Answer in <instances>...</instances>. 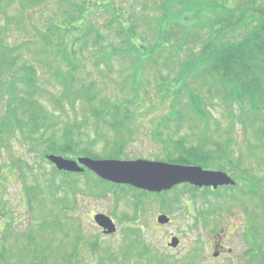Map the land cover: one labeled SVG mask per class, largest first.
<instances>
[{
	"label": "rangeland",
	"instance_id": "374dc122",
	"mask_svg": "<svg viewBox=\"0 0 264 264\" xmlns=\"http://www.w3.org/2000/svg\"><path fill=\"white\" fill-rule=\"evenodd\" d=\"M88 1L43 0L19 15L13 4L0 14V54L5 56L4 65L14 68H1L0 82L5 79L1 93L8 91V84L15 85L24 66H32L42 88L17 84L16 88L19 98L25 97L34 112L46 117L38 131L44 134L40 144L35 139L27 144L13 135L0 143V181L5 179L0 185V210L9 215L4 220L0 216V251L4 248L0 264H264V108L261 116L248 103L240 109L227 101L218 76L205 73L211 54L222 48L238 50L254 35L256 15L249 7L264 9V0H127L123 15L136 31L135 40L148 47L162 37L171 42L158 44L156 54L147 50L125 55L108 54L114 51L110 45L117 47L125 40L116 32L110 10L92 20L78 15L77 9L86 5L88 11ZM168 8L191 30L184 33V28L167 23ZM237 11L249 15L243 18ZM65 54H75L73 64ZM13 58L17 61L12 64ZM67 78L74 89L88 87L98 106L106 101L124 103L129 97V114L122 112L117 119H130L126 128L132 139L121 127L94 125L91 105L84 99L71 105L64 97ZM122 85L129 86L122 90ZM186 89L208 107L207 123L195 116ZM5 103L0 96L1 114ZM174 109L180 115L177 124L167 119ZM156 128L161 132L154 133ZM200 140L205 151L223 156L222 165L236 176L238 185L195 195L179 186L159 198L108 189L103 196L98 192L104 188L94 190L95 178L59 173L44 157L49 154L48 141H67L98 156L116 157L122 148L120 155L132 158L160 160L175 152L173 159L181 160L189 157V144ZM194 200L193 210L188 204ZM91 210L115 219L117 231L110 236L97 233ZM161 211L170 217L167 226L157 222ZM237 224L242 226L227 243L232 251L215 258L212 239ZM171 236L180 239L176 249L167 246Z\"/></svg>",
	"mask_w": 264,
	"mask_h": 264
},
{
	"label": "trees",
	"instance_id": "16d2710c",
	"mask_svg": "<svg viewBox=\"0 0 264 264\" xmlns=\"http://www.w3.org/2000/svg\"><path fill=\"white\" fill-rule=\"evenodd\" d=\"M126 1L127 0H100V1L90 0L88 1V8H87L88 11H85L87 5L84 9L83 8H81L80 10L77 9V11L80 12V14L78 13V15L81 16L82 20H87V19L92 20L93 15L94 17L96 16L98 17L100 13H102L103 11L109 13L110 10V18L117 26L116 32L119 34L120 37L125 38L124 41H121L120 43L116 44L118 45L117 47L114 44L110 45L113 46L114 48L113 53L115 54H143L147 50H149L150 54H156V47L158 51V48L160 46L158 44L164 43V46H168L166 41L171 42V39H164L163 37L159 40V42L157 43L154 42L153 43L154 45L152 47H148L146 46V44L135 40L136 38L134 36V33H136V31L130 28V24L127 22V19L125 20L123 15V10L126 8L125 7ZM43 3H44L43 0H28L27 2H24L23 0H9V1L0 0V14H5L6 9L13 4L15 7L18 6V9L17 8L15 9L18 11L17 15H19L26 8H30V7L33 8L34 6L33 4H35L37 7ZM249 8L251 9V7ZM244 11H240V12L237 11V12L240 13V16L243 18L246 16L248 17L249 15L248 11L246 12ZM167 14L168 16L166 18V22L176 24L177 30H179L178 26L184 28L183 30L184 33H187L189 30H191V27L183 26V24L180 21H177L175 15L169 11V8L167 10ZM254 25L255 26L252 27L254 35H251L248 38L246 44L242 48L239 47L238 50L222 48L220 51L217 50L215 53L211 54V56L209 57L210 58L209 69L211 70L210 73L219 75L221 81L225 83V90L229 88L228 91H229V95L231 96V100H234V98L239 99L242 97L248 98L250 104L252 103L254 107L258 108V110H262L264 107V14H258V16H256V24ZM158 29L160 30V28ZM164 29L165 28L163 27V30ZM163 30L160 31L162 32ZM170 36L173 37L174 35H170ZM2 55L4 54H0V59H2V61L0 62V70L1 68L2 70H7L9 67L10 70L14 69L10 63H8V66L4 65L3 59L5 58V56ZM64 58L67 59V61L71 60L66 58L65 56ZM16 61H17L16 58H13L11 63L13 64ZM1 77L2 75H0V81H1ZM4 81L5 79H3V82H0L1 90L4 85ZM136 81L138 82V80ZM136 81H134L133 86H134L135 96H139L140 95V91L138 90L139 82L137 83ZM173 83L174 82H172L171 85H173ZM16 84L21 85L22 87L38 90L39 86L36 81L34 68L32 66H24V70H22L19 76L16 78L15 85L12 86V84L10 83V85H8L9 88L6 93H1L0 90V96H2L4 102H6L5 111L2 114L0 113V143L5 141L8 136L13 135L18 139L24 140L25 143L27 144H32L33 139H35L34 142L40 144L42 142V137L44 136V134L43 133L38 134V131L39 128L42 126V122L43 123L45 122L44 119H46V117L36 109H34L35 110L34 112L32 106L31 107L29 106L31 102L29 103L28 102L29 100H27L25 97H24L25 99L23 97L19 98L20 91L19 89L16 88ZM124 85H122L123 86L122 90L127 89L129 86V85L124 86ZM186 90H187L186 92L188 93L189 100L192 102V107H193L192 109L195 112V116L198 119L207 121L208 118L207 113L205 111V108L202 107L201 101L199 97H197V94L193 93V91L192 92L189 91L188 89ZM16 95H17V100H15ZM64 96L69 99L71 105L74 104L75 99H79V100L84 99V102L91 105L90 112L92 116H95L96 125L106 124L112 126V128L116 130H118L121 127L123 131L129 132V136H131L132 139L131 132L126 130V125L128 124L129 121L123 118L117 119L118 117L121 116L122 112H124L123 113L124 115L129 114L128 110L126 109V106L130 105L131 100H128L129 97L126 98L127 100L124 103H118V102L110 103L106 101V102H102L101 106H98V104L97 105L94 104L93 96L91 95L90 89L88 87L84 85V87H81L79 89H74L73 86L68 82V78L66 79ZM15 104L16 107H14ZM116 104L118 105L116 109H110L111 106L113 105L115 106ZM29 111H31V113L30 114L28 113V118L25 119L24 115L26 114V112ZM21 117H23V119H21ZM40 117H44V118H40ZM167 119L169 120V122L175 121L177 124V119H180V115L178 111L174 109L167 117ZM85 122H87V118L85 119L84 123ZM79 128L80 127H78L76 131H78ZM157 130H159V128ZM68 132L70 136L74 138L73 129H69ZM200 141L199 144H194V145L189 144L190 145L189 147H191V151H187V155L189 157H185L184 159L178 161L187 164L197 163L201 165H208L211 167V165L213 164H211L210 162L214 157L215 158L214 165L217 163V161H219V163L222 164L221 157L219 158L221 154L220 153L212 154V152L210 151H205L206 149V147H204L205 143H203L202 140ZM113 143H116V141H114ZM229 145H231V140H229ZM47 146L48 149L54 152H66V151L72 153L79 152L78 146L76 144L71 142L68 143L67 141L59 142V143H56V141H48ZM176 146H178V144H176ZM122 151L123 149L120 148L115 152V154L118 155L122 153ZM229 161L230 160H227V163H229ZM220 167H224V166L220 165ZM220 167L219 165L217 166V168L219 169ZM4 182L5 179H3L2 182L0 181V185H4Z\"/></svg>",
	"mask_w": 264,
	"mask_h": 264
},
{
	"label": "water",
	"instance_id": "95a60500",
	"mask_svg": "<svg viewBox=\"0 0 264 264\" xmlns=\"http://www.w3.org/2000/svg\"><path fill=\"white\" fill-rule=\"evenodd\" d=\"M49 159L59 169L78 172L83 170L79 164H83L103 179L116 183L130 184L150 191L167 190L176 184L184 182L199 187L213 186L214 188L235 183L224 172L204 170L199 166H180L146 160H93L85 157L79 158L78 161H73L56 155H50ZM95 219L105 228L107 233L115 230L112 220L106 215H97ZM158 220L160 223H167L169 219L163 215ZM178 243L179 241L174 238L171 246L176 247Z\"/></svg>",
	"mask_w": 264,
	"mask_h": 264
},
{
	"label": "flooded vegetation",
	"instance_id": "af4514ba",
	"mask_svg": "<svg viewBox=\"0 0 264 264\" xmlns=\"http://www.w3.org/2000/svg\"><path fill=\"white\" fill-rule=\"evenodd\" d=\"M141 158H142V157H141ZM128 159H138V158H126V160H128ZM146 159H150V160H159V159H152V158H146ZM160 160H161V159H160ZM86 171H87V169H86L84 172H86ZM89 173H90V172H89ZM90 174H91V173H90ZM97 180H101V179L99 178V179H97ZM101 182L109 184L110 186H112V187L114 188V190L117 189V188H124V189H127V190H133V191L139 192V193H141V194H146V195H148V196H157V198H159L161 195H163V194H165V192H167V191H162V192H149V191H146V190H142V189L134 188V187H132V186H130V185H127V184H114V183H110V182H108V181H104V180H101ZM189 186H193V185H189ZM175 188H176V187H174L173 189H171L170 192L173 191ZM219 188H222V187H218L217 189H219ZM200 189H203V188H200ZM211 189H212V188H211ZM96 213H97V212H95V211H93V210L90 212V218H91V220L94 221V216H95ZM99 213H102V212H99ZM158 215H160V214H158ZM165 226H166V225H165ZM237 227H238V224L235 226V229H236ZM99 230H100V232H103V229L100 228V227H99ZM213 248L215 249V251H216V253L218 254V256H221V255L223 254L224 251L228 250V248H226V247L223 245V243H222V241H221L220 238H217V239L214 241V243H213Z\"/></svg>",
	"mask_w": 264,
	"mask_h": 264
}]
</instances>
